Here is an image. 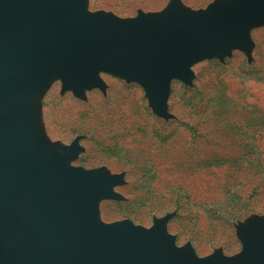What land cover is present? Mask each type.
Masks as SVG:
<instances>
[{
	"label": "water",
	"instance_id": "water-1",
	"mask_svg": "<svg viewBox=\"0 0 264 264\" xmlns=\"http://www.w3.org/2000/svg\"><path fill=\"white\" fill-rule=\"evenodd\" d=\"M264 0H215L206 10L174 0L160 12L119 17L86 0H0V264H264V227L239 228V252L198 256L178 246L169 215L145 227L105 222L98 203L119 198L120 175L70 164L79 145L40 142L34 95L54 76L81 95L100 72L138 82L166 114L172 79L232 45L245 50Z\"/></svg>",
	"mask_w": 264,
	"mask_h": 264
},
{
	"label": "rangeland",
	"instance_id": "rangeland-1",
	"mask_svg": "<svg viewBox=\"0 0 264 264\" xmlns=\"http://www.w3.org/2000/svg\"><path fill=\"white\" fill-rule=\"evenodd\" d=\"M174 0H86L90 11L119 17L160 12ZM206 10L215 0H177ZM250 45H232L190 65L189 81L172 79L166 114L136 81L100 72L102 87L81 95L54 76L34 95L41 143L79 151L70 164L120 175L119 198L98 203L101 220L149 227L169 215L168 233L198 256L233 255L247 220L264 227V21Z\"/></svg>",
	"mask_w": 264,
	"mask_h": 264
},
{
	"label": "bare ground",
	"instance_id": "bare-ground-1",
	"mask_svg": "<svg viewBox=\"0 0 264 264\" xmlns=\"http://www.w3.org/2000/svg\"><path fill=\"white\" fill-rule=\"evenodd\" d=\"M40 138V137H39Z\"/></svg>",
	"mask_w": 264,
	"mask_h": 264
}]
</instances>
